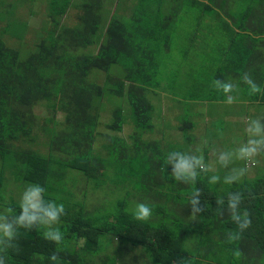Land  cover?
<instances>
[{
  "label": "trees",
  "instance_id": "1",
  "mask_svg": "<svg viewBox=\"0 0 264 264\" xmlns=\"http://www.w3.org/2000/svg\"><path fill=\"white\" fill-rule=\"evenodd\" d=\"M105 1L81 4L73 26L61 23L70 0L49 3L51 25L25 54L2 38H23L25 22L14 20L0 30V189L10 184L25 192L40 185L42 199L63 203L66 212L56 226L64 234L60 245L43 238L42 226L20 228L14 247L0 253L5 264H53V254L56 264H80L67 250L80 243L84 254L92 255L91 264H264V155L254 158V176L225 184L233 170L221 166L216 150L209 162L217 168L197 169L196 183L185 184L173 179L165 161L172 151L195 154L189 145L197 123L181 112L173 126L181 141L165 140L161 130L160 139L146 137L162 119L158 92H167L166 79L175 78L189 54L202 57L193 46H203L205 38L211 44L201 51L221 47L210 60H242L243 72L257 66L256 106L264 110V0H108L109 17L101 29ZM180 22H189L193 32L176 31L183 46L173 40V49L172 29ZM201 90L192 87L193 94L173 101L190 110V102L203 100ZM208 92L206 100L217 98L216 91ZM106 102L112 109L105 125L109 133L102 134ZM38 106L50 111L49 119L41 121ZM57 110L62 122L55 119ZM258 119L264 125V113ZM126 124L131 133L124 137ZM213 134H205L206 141L219 139ZM42 145L44 152L34 148ZM212 175L221 181L209 184ZM196 190L204 211L193 218L189 201ZM237 191L251 225L229 241L225 234L237 226L226 212L220 216L218 201L226 208L228 193ZM138 203L152 209L147 221L133 218ZM8 209L12 213L5 216L12 221L20 205Z\"/></svg>",
  "mask_w": 264,
  "mask_h": 264
},
{
  "label": "rangeland",
  "instance_id": "2",
  "mask_svg": "<svg viewBox=\"0 0 264 264\" xmlns=\"http://www.w3.org/2000/svg\"><path fill=\"white\" fill-rule=\"evenodd\" d=\"M53 1L54 0H0V2H2L0 5V16H2L3 14L2 18L0 19V30L3 27H5L8 23L14 22V20L19 21V22H25L26 24V33L23 38L12 37L9 34L3 35L2 38L4 42L7 44V46L19 49L24 54L29 51H32L35 48L36 43L39 40V37H38L39 32L43 33L44 30L50 27L51 25L50 17L48 16V5L49 3H52ZM60 1H63V0H60ZM85 1L87 0H70L71 8L68 10L66 15L63 17V19L61 20L62 21L61 23L67 26H73L76 23L77 14L80 13V6ZM107 1L108 0L105 1L103 9H102L103 21L101 24V29L104 26V22L109 17V6L107 5L108 3L106 4ZM134 2H136V0H134ZM7 12H9V14ZM11 12L12 14H10ZM176 26L180 27V31H181L180 34H183V32H186L191 35V33L193 32V27L189 22H180V23H177ZM180 34L177 35L176 27H173L172 29L173 39L171 38L170 47L173 46L174 41L177 42L176 43L177 46L178 45L183 46L182 45L183 42H179V39H178ZM196 34L199 35L201 33L196 32L195 35ZM218 35H222V34L219 33ZM218 41L223 42V40L219 38H218ZM204 43L205 44H203V46H201L200 43H197V44L195 43V45L193 46L195 51L198 49L197 54L203 53L202 57L200 56L199 58L195 53L189 54V57L187 60L190 62V64H192V69L188 70V73H189L188 80L183 81L182 78L178 79L182 82H185L186 84L188 83L190 85H193L194 89L198 88L199 86L202 87L201 97H203V99L208 97L209 92L206 94V89L208 90V86L214 87L215 90H217L218 86L214 84L213 82L215 80H219V76L224 77L223 75L224 73L217 70L216 68L217 66L212 65L210 62V58H211L210 52L215 53L216 51L221 49V47L217 46L216 49L215 47H211L210 52L208 51L205 54L206 50L201 51V49H203L205 45H209L211 43H209V39L207 38L204 39ZM222 44H224V42ZM199 47H201V49ZM173 49H174V46H173ZM176 55L177 53L175 54L174 57H176ZM166 80H167L166 85L169 87V89L166 88V91L169 92L170 95L176 96V93L171 90V86L172 88L175 87L176 78L168 77V79ZM229 81L231 80L229 79ZM234 102L235 101H233V103ZM162 103H163V112H162L163 117L162 119L157 121L156 124L158 125V127H156L155 129V133L152 135H147L146 137L160 139L161 133L159 132V130H161L162 133H165L164 135H166L165 140L169 142H175L176 140L181 141V139L176 135L177 132L174 130V127H173L175 126V119H174L175 110L173 109V107L171 108L168 106L169 102L163 101ZM211 106L212 108H215L217 110L222 109V104L213 103ZM233 106H236V105L231 104V105L223 106L224 109L220 111V114H217L219 116H216V117H211L210 115L202 114V112L199 115H197L198 113L193 112V110H184L179 107V112L181 111L182 115H187L188 116L187 119L189 121H193L197 123V127L193 129V134H192L194 135V138H193L194 142L193 143L191 142L192 144L189 145V149L191 150L194 149V153H195L194 155L202 156L203 162L207 167L210 164L209 162L210 159L216 156L214 153L217 152L216 150H219V149H220L219 154L233 153L232 161L227 164V166H230L232 170L236 168L244 167L245 162L235 160L234 153H235L236 148H238L241 144L246 143L247 140L249 139L248 135L245 132V129L250 124L251 122L250 120L255 119V118L249 117L248 118L249 122L243 121L242 118L247 113L246 109H243L240 106H237L234 108ZM111 109H112V105L106 102L105 110L103 111L101 119H100L101 124L99 127V132L102 134L109 133V131L105 128V125L110 120ZM157 110H159L158 107H157ZM170 111H172V113ZM35 113L37 114V116L40 117L41 121L47 120L51 116L50 111L43 106L36 107ZM224 113L226 114L225 123L223 122V117L221 116ZM63 117H64L63 113L57 110V113L55 114V119L58 122H62ZM154 122H156V120ZM202 122L203 124H205L204 122H206L207 129L202 130V124H201ZM165 123L166 125L171 124L168 130L166 129V126H164ZM129 133H131V126L126 124L123 126V131L120 135L125 137ZM212 133H214L213 135H215L216 133L218 134V137H219V139H217L218 141L217 140H214L212 142L206 141L209 139H206L203 135L212 134ZM111 134H114V133H111ZM43 142H44V137L40 135L39 143H43ZM185 143L181 144V146L188 147V144H185ZM34 148L37 149L38 151H42V152L45 151V148L43 145L39 147L35 146ZM207 153L209 155H207ZM205 154L207 156L206 159L204 158ZM190 156H193V155H190ZM209 167L216 169L217 164L214 162H211ZM246 167L248 170L245 173V175H247V177L254 176L255 171L257 169H255V165L253 164V161L248 162L246 164ZM5 176L7 178L8 171L5 173ZM23 193L24 192L21 191V189H19V187L16 185L9 184L8 188L4 187L3 189H0V217H4L7 214L6 212L8 211L6 210H8V206L12 204L20 205V201H21V197ZM0 220H1L0 223H4V220L2 218H0ZM67 250L78 255L80 264H91L93 262L92 255H89L87 253L84 254L81 243L71 248H68Z\"/></svg>",
  "mask_w": 264,
  "mask_h": 264
},
{
  "label": "clouds",
  "instance_id": "3",
  "mask_svg": "<svg viewBox=\"0 0 264 264\" xmlns=\"http://www.w3.org/2000/svg\"><path fill=\"white\" fill-rule=\"evenodd\" d=\"M241 82L248 86L249 94L253 95L261 91L260 87L252 79L250 72H244L241 77ZM218 86V90L222 91L227 98L226 102L231 104L234 97L230 95L236 90L235 85L229 82L215 80L213 82ZM250 124L246 127L245 132L249 139L246 143L241 144L235 149V160L250 162L259 155H264V125L260 124L259 119L250 120ZM233 153H221L219 162L222 166H227L232 161ZM165 163L171 165V175L173 179L180 183L195 184L200 172H207L210 169L204 164L202 156L193 155L187 156L184 153L172 151L167 154ZM200 170V172L197 171ZM247 167L233 169L232 172L223 178V183L233 184L239 180L247 172ZM221 181L219 175H212L208 182L216 184ZM28 190H25L20 201V213L15 215L14 220L8 221L7 217H0L5 222L0 223V253H6L8 249L14 247L13 241L16 238L17 230L32 229L34 226H42L43 238L60 245L64 240V234L59 227L61 217L66 215L65 206L63 203H56L55 200L45 202L42 199L44 189L40 185H29ZM200 191L196 190L190 198L189 208L191 215L195 218L199 213L204 211L200 202ZM241 192H229L227 195V206L223 207L224 200L218 201L221 205L220 216L223 217L225 212L230 219L236 224L237 231H229L226 233V239L235 241L240 238V234L251 225L250 215L247 209L241 211L242 203ZM9 214L12 209L7 210ZM133 218L139 221H147L152 216V209L147 203H138L133 210ZM234 255L239 257L241 253L235 252ZM37 258L39 254H36ZM59 257L56 254L51 255L50 260L56 264ZM5 255H0V264H5Z\"/></svg>",
  "mask_w": 264,
  "mask_h": 264
},
{
  "label": "crops",
  "instance_id": "4",
  "mask_svg": "<svg viewBox=\"0 0 264 264\" xmlns=\"http://www.w3.org/2000/svg\"><path fill=\"white\" fill-rule=\"evenodd\" d=\"M176 31L180 32V27H176ZM187 31H188V29H187ZM207 52H208V50H206L205 54ZM210 54L212 55L211 52H210ZM236 58H237V55L234 54V59H236ZM187 59H188V57H187ZM224 60L225 59H221V61H216L215 59H211L210 62L212 65L217 66L216 67L217 70L224 73L223 74L224 77L219 76L220 81L229 82V83H232L233 85L237 86L236 90H234L232 93H230V95L232 97H234L233 101H235L234 103L232 102L231 104L236 105V106H233L234 108L237 106H240L241 108L246 109L247 113L242 118L243 121L249 122L248 118L250 116L254 117L255 119L256 118L258 119V117H260L259 115L264 113V110L256 106L258 103L257 102L258 93L250 95L248 86L244 85L241 82L240 76L244 73L243 69H242L243 68L242 60H240V62L236 63V64L235 63H228V64L226 63L225 64ZM226 66L229 68L227 69ZM256 67H253V64H252V65H250L249 70L245 71V72H250L252 79L255 81V83H257V79H256L257 77H256V73H255ZM190 69H192V64H190V62L187 60L182 65V69L180 70V72H178L177 75L175 76L176 80H175V87L174 88H177V90L174 92L176 93V96H172L168 92H163V91H160V93L158 92V95H160L159 99L161 102L162 112H163V103L162 102L163 101L169 102L168 106L171 108L173 107V109L175 110V111L173 110L175 113L174 119L176 116L181 114V111L179 112V107L181 108V106H180V104L173 101V99L176 98V99L182 100L183 96L187 95L189 92L191 94H193V91H191L193 85H190L188 83L186 84L185 82L178 80L181 78L183 79V81L188 80V78H189L188 77V75H189L188 70H190ZM229 79L231 81H229ZM173 84H174V82H173ZM208 89L216 91V93H218V94H216L217 98L214 100H212V99H209V100L203 99L202 100L201 99L202 101L199 100V102H190L189 108H190V110H193V112L198 113L197 115H199L202 112V114H207V115H210L211 117L219 116L217 114H220V111H222L224 109L223 106L231 105V104L226 102L227 98L225 97V95L223 94L222 91L218 90V88H217V90H215L214 87L208 88ZM213 103L222 104V109L217 110L215 108H212L211 105ZM170 112L172 113V111H170ZM161 115L163 117V113H161ZM225 115H226L225 113L221 115L223 117L224 123L226 120ZM204 123L205 124H203V122L201 123L202 124V130L207 129L206 122H204ZM203 133H204V131H203ZM203 136H205V134Z\"/></svg>",
  "mask_w": 264,
  "mask_h": 264
}]
</instances>
